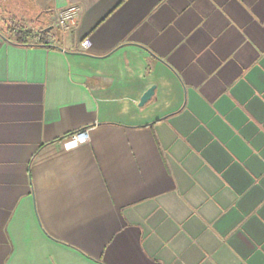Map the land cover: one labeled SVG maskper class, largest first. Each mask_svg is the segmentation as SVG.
I'll return each mask as SVG.
<instances>
[{"label": "crops", "instance_id": "obj_1", "mask_svg": "<svg viewBox=\"0 0 264 264\" xmlns=\"http://www.w3.org/2000/svg\"><path fill=\"white\" fill-rule=\"evenodd\" d=\"M0 264H264V0H0Z\"/></svg>", "mask_w": 264, "mask_h": 264}, {"label": "built area", "instance_id": "obj_2", "mask_svg": "<svg viewBox=\"0 0 264 264\" xmlns=\"http://www.w3.org/2000/svg\"><path fill=\"white\" fill-rule=\"evenodd\" d=\"M81 15V7L77 4H69L65 6L56 16L55 25L61 35H64L77 27ZM38 40V37H37ZM88 39L83 40L79 47L85 49L89 47ZM77 142H84L89 139L88 129H81L72 135Z\"/></svg>", "mask_w": 264, "mask_h": 264}, {"label": "trees", "instance_id": "obj_3", "mask_svg": "<svg viewBox=\"0 0 264 264\" xmlns=\"http://www.w3.org/2000/svg\"><path fill=\"white\" fill-rule=\"evenodd\" d=\"M5 28L3 31V36L8 38L10 35L13 36L15 41L18 42H25L27 38V34L30 32L29 30H24L23 27H21L15 22H13L12 19H9V21L5 22ZM51 28H40L39 29V35H38V43L47 45V36L50 33Z\"/></svg>", "mask_w": 264, "mask_h": 264}, {"label": "water", "instance_id": "obj_4", "mask_svg": "<svg viewBox=\"0 0 264 264\" xmlns=\"http://www.w3.org/2000/svg\"><path fill=\"white\" fill-rule=\"evenodd\" d=\"M154 86H151L140 98L139 105H143L145 102H147L151 96L154 93Z\"/></svg>", "mask_w": 264, "mask_h": 264}]
</instances>
